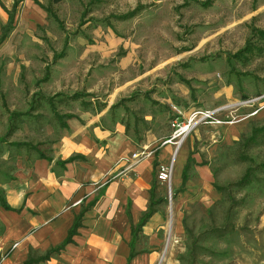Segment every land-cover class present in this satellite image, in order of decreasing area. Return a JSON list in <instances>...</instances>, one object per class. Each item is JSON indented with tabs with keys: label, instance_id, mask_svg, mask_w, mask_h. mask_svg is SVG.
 I'll list each match as a JSON object with an SVG mask.
<instances>
[{
	"label": "rangeland",
	"instance_id": "obj_1",
	"mask_svg": "<svg viewBox=\"0 0 264 264\" xmlns=\"http://www.w3.org/2000/svg\"><path fill=\"white\" fill-rule=\"evenodd\" d=\"M260 30L264 0H0V188L40 183L38 159L59 171L56 161L83 158L76 149L87 140L99 155L123 142L98 193L131 166L154 164L155 213L129 264H264ZM194 110L220 122L173 138L191 146L187 178L174 184L173 170L161 182L171 122ZM168 144L175 156L162 163L175 169ZM223 226L219 237L212 228Z\"/></svg>",
	"mask_w": 264,
	"mask_h": 264
},
{
	"label": "crops",
	"instance_id": "obj_2",
	"mask_svg": "<svg viewBox=\"0 0 264 264\" xmlns=\"http://www.w3.org/2000/svg\"><path fill=\"white\" fill-rule=\"evenodd\" d=\"M118 147L111 146L108 154L99 155L98 141L87 140L76 149L83 158L63 164L56 161L63 166L59 171L48 168L46 159H38L35 172L40 183L30 186L15 183L0 188L6 202L19 208L0 206V264H23L30 253L43 254L59 244L74 216L95 197L94 204L82 216L73 242L36 264H125L130 253L131 227L148 208L152 188L154 193V164L145 159L131 166L110 179L98 193L100 177L105 180L106 171L115 166ZM190 147L185 143L177 149L174 184L182 181L181 171ZM172 153L173 146L166 143L156 160L167 162Z\"/></svg>",
	"mask_w": 264,
	"mask_h": 264
},
{
	"label": "trees",
	"instance_id": "obj_3",
	"mask_svg": "<svg viewBox=\"0 0 264 264\" xmlns=\"http://www.w3.org/2000/svg\"><path fill=\"white\" fill-rule=\"evenodd\" d=\"M204 3V2H203ZM134 13V11H129L127 12L126 14H122V15H119L117 16L118 18H124V17H128L129 15H132ZM259 33L261 34H264V31H259ZM245 49H249L248 46L245 47ZM242 51H238L237 53H235L234 55H238V54H241ZM75 97L78 96V94H74ZM125 98H122L121 100H123ZM127 99V98H126ZM122 101H118L117 103L115 104H112L111 106H117L119 103H121ZM55 116H57V112L55 113ZM63 116H72L70 113L64 115ZM59 118V117H58ZM12 128L9 129V131L11 130ZM12 131V130H11ZM260 131V129H255L252 133V140H255L256 137H257V133ZM248 141V140H247ZM75 155L74 156H70L68 158H66L65 160H62L60 163H65V162H69V161H72L75 159ZM186 166L184 167L183 171H182V181H185L186 180ZM247 178V179H246ZM249 179V176L247 175V173L241 177L240 181H238L236 184L241 186L243 184H245V182H247V180ZM153 188L150 190V202H149V205H148V208L142 213V215L140 216L139 220L137 221V223L135 225H132L131 227V232H132V239L130 240V253L127 257V261L125 264H129L130 261L132 260L134 254H135V251H134V242H135V238L137 236V233L138 231L141 229V227L145 224V222L148 220V218L155 212V208H154V201H152L153 199ZM96 198H93L92 200L89 201V203L87 204V207H90L94 204V202L96 201ZM231 202L234 201V199H230ZM0 206H2L3 208L5 209H12V210H19L16 209V208H13L11 207L5 200V198L2 196V194L0 193ZM86 208H82L75 216H74V219H73V222L71 224V226L69 227L68 229V232H67V235L66 237L59 243L57 244L56 246L54 247H50L48 248L43 254H38L37 252H32L30 253L27 258L23 261V264H36L38 263V261L40 260H43V259H46L49 257V255L53 252H58L60 251L67 243L69 242H73L72 238L73 236L77 233V229L81 226V221H82V216L86 210ZM129 218H130V212H127ZM214 233L221 237L223 235H225L228 232H230V228L226 227V226H223V227H213L212 228ZM193 236V235H192ZM191 236V237H192ZM193 238V237H192ZM195 239L196 237H194L192 240L194 241L193 246H195ZM192 241V242H193ZM193 249V248H192ZM192 254L194 255V253L192 252ZM195 257V256H194Z\"/></svg>",
	"mask_w": 264,
	"mask_h": 264
},
{
	"label": "built area",
	"instance_id": "obj_4",
	"mask_svg": "<svg viewBox=\"0 0 264 264\" xmlns=\"http://www.w3.org/2000/svg\"><path fill=\"white\" fill-rule=\"evenodd\" d=\"M212 120V122H217L219 123L220 121H218L217 119L213 118V111H198V110H194L193 112L190 113V115L188 116V118L186 119V121H180L179 117H175L171 124L172 126H174L175 129V133L171 136V138L167 139L164 143H171V144H176L175 148H174V152L177 151L178 149V145L180 144V140L178 141H173V138L181 135L182 133H187L190 129H192V127H194L195 125H197L200 122H206V120ZM228 122V121H227ZM183 128H185V130H183ZM149 153H144L142 152L143 156H147ZM139 155H136V157ZM174 154H172V157L174 158ZM173 161L168 162V163H160L157 166V179L161 182L164 183H170L171 179H172V174H173ZM17 243H15L13 246H16Z\"/></svg>",
	"mask_w": 264,
	"mask_h": 264
},
{
	"label": "bare ground",
	"instance_id": "obj_5",
	"mask_svg": "<svg viewBox=\"0 0 264 264\" xmlns=\"http://www.w3.org/2000/svg\"><path fill=\"white\" fill-rule=\"evenodd\" d=\"M183 130H185V128H183ZM178 167V165H176V168ZM173 170H175V169H173ZM170 222V221H169ZM171 223V222H170ZM170 225V224H169ZM169 231V230H168Z\"/></svg>",
	"mask_w": 264,
	"mask_h": 264
}]
</instances>
